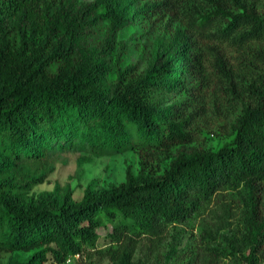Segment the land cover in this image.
I'll return each instance as SVG.
<instances>
[{"label":"trees","instance_id":"16d2710c","mask_svg":"<svg viewBox=\"0 0 264 264\" xmlns=\"http://www.w3.org/2000/svg\"><path fill=\"white\" fill-rule=\"evenodd\" d=\"M158 0H0V252H28L1 264H65L98 238L100 215L115 220L110 264H132L141 236L159 237L172 224L209 204L214 194H240L243 230L230 249L240 264H264V78L245 86L249 100L232 123L233 137L215 150L179 151L161 173L150 155L186 143L188 133L163 94H188L183 75L198 56L183 44L169 59L157 56L140 73L123 68L125 43L115 32L133 29L135 15L156 14ZM210 10L192 19L195 31L224 24L219 35L249 46L264 39V15L247 0H208ZM224 2L231 4L228 6ZM129 12L133 16H129ZM87 43L80 46L79 39ZM252 43H254L252 45ZM219 69H230L218 58ZM168 77L171 78L168 80ZM94 152L139 147L137 173L96 190L89 183L80 200L71 190L30 192L43 182L28 162L46 165L56 150ZM243 192V193H242Z\"/></svg>","mask_w":264,"mask_h":264},{"label":"rangeland","instance_id":"374dc122","mask_svg":"<svg viewBox=\"0 0 264 264\" xmlns=\"http://www.w3.org/2000/svg\"><path fill=\"white\" fill-rule=\"evenodd\" d=\"M92 0H78L85 3ZM158 0H134L138 7ZM264 15V0H247ZM229 8L231 4L224 2ZM208 0H188L165 5L156 14L146 11L135 15L133 29L115 32V39L125 43L123 68L128 73H140L159 55L164 59L178 53L181 45L193 42L189 51L198 59L194 72L183 75L188 94L180 91L163 94L162 101L171 106L176 119L182 121L183 130L188 133L186 143L177 144L169 151L155 149L150 161L158 173L168 167L177 152H191L194 149L215 150L233 137L232 123L248 102L245 86L254 77L264 78V56L253 53L249 46L240 45L232 38L219 35L222 20L213 22L208 31L200 33L192 26V19L199 12L211 9ZM133 16L131 12L128 14ZM78 43H87L82 37ZM254 43H252L253 45ZM264 49V39L256 42ZM221 58L230 69L226 76L218 65ZM172 78V77H171ZM171 78L168 77V80ZM139 147H128L122 151L94 152L86 147L56 150L50 154L46 165L28 162L31 172L44 176L43 182L31 186L30 192H56L62 196L71 190V197L80 200L87 184L96 190L107 188L111 183L124 180L126 169L137 173L140 167ZM243 193V192H242ZM100 226L96 229L98 238L92 245H86L79 255L68 257L65 264H110L104 250L113 242L109 233L115 220L100 215ZM243 230V204L240 194L230 190L214 194L209 204L193 212L187 219L172 224L159 237L141 236L133 256L132 264H240L234 254L212 255L213 247L230 249V239L236 241ZM28 252H0V264L10 256L24 259Z\"/></svg>","mask_w":264,"mask_h":264}]
</instances>
